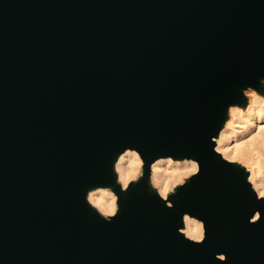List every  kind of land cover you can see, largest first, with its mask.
<instances>
[{
    "label": "water",
    "instance_id": "obj_1",
    "mask_svg": "<svg viewBox=\"0 0 264 264\" xmlns=\"http://www.w3.org/2000/svg\"><path fill=\"white\" fill-rule=\"evenodd\" d=\"M261 76L264 0H0V264H264V204L210 139ZM128 145L203 170L172 209L132 186L106 223L83 196Z\"/></svg>",
    "mask_w": 264,
    "mask_h": 264
},
{
    "label": "clouds",
    "instance_id": "obj_2",
    "mask_svg": "<svg viewBox=\"0 0 264 264\" xmlns=\"http://www.w3.org/2000/svg\"><path fill=\"white\" fill-rule=\"evenodd\" d=\"M258 85L237 89V98L221 109L210 139L211 151L240 173L254 202L264 204V76L258 78ZM202 170V162L190 155L163 153L146 157L139 147L124 146L110 161L112 182L89 187L83 200L96 216L112 223L122 210L121 194L142 183L149 196L172 209L174 198ZM262 219L264 210L256 207L248 223L255 225ZM206 225L201 215L184 211L175 228L184 240L199 246L206 241ZM216 259L227 264V252H216Z\"/></svg>",
    "mask_w": 264,
    "mask_h": 264
}]
</instances>
